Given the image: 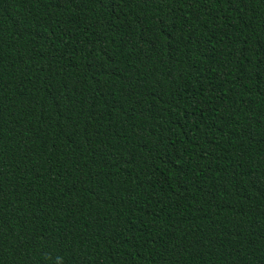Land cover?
<instances>
[{
    "label": "trees",
    "instance_id": "1",
    "mask_svg": "<svg viewBox=\"0 0 264 264\" xmlns=\"http://www.w3.org/2000/svg\"><path fill=\"white\" fill-rule=\"evenodd\" d=\"M0 264H264V0H0Z\"/></svg>",
    "mask_w": 264,
    "mask_h": 264
}]
</instances>
